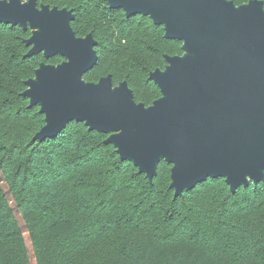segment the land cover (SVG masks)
Returning <instances> with one entry per match:
<instances>
[{
    "label": "trees",
    "instance_id": "obj_1",
    "mask_svg": "<svg viewBox=\"0 0 264 264\" xmlns=\"http://www.w3.org/2000/svg\"><path fill=\"white\" fill-rule=\"evenodd\" d=\"M37 3L72 8L76 35L97 41L84 79L126 80L145 105L160 95L149 72L181 53L161 25L104 0ZM29 35L0 22V264H264V181L232 193L222 177L207 178L174 198L170 164L148 182L83 122L33 141L44 115L21 95L25 80L40 62L63 58L25 56Z\"/></svg>",
    "mask_w": 264,
    "mask_h": 264
},
{
    "label": "water",
    "instance_id": "obj_2",
    "mask_svg": "<svg viewBox=\"0 0 264 264\" xmlns=\"http://www.w3.org/2000/svg\"><path fill=\"white\" fill-rule=\"evenodd\" d=\"M130 17L148 16L181 53L164 54L148 78L160 95L137 102L126 80L88 81L97 61L91 32L77 36L72 8L37 0H0V22L29 29L25 56L40 62L21 95L39 106L44 123L33 141L54 138L71 121L107 134L121 160L148 182L170 164L169 188L182 197L207 178L222 177L232 193L264 181V4L248 0H104Z\"/></svg>",
    "mask_w": 264,
    "mask_h": 264
},
{
    "label": "rangeland",
    "instance_id": "obj_3",
    "mask_svg": "<svg viewBox=\"0 0 264 264\" xmlns=\"http://www.w3.org/2000/svg\"><path fill=\"white\" fill-rule=\"evenodd\" d=\"M23 234H24L25 243H26V245H27V247H28V249H29V251H30V254H31V253H32V250H31V244H30V241H29L28 235H27L26 232H23ZM32 262H33V264H34V259H33V258H32Z\"/></svg>",
    "mask_w": 264,
    "mask_h": 264
},
{
    "label": "flooded vegetation",
    "instance_id": "obj_4",
    "mask_svg": "<svg viewBox=\"0 0 264 264\" xmlns=\"http://www.w3.org/2000/svg\"><path fill=\"white\" fill-rule=\"evenodd\" d=\"M117 84V83H116Z\"/></svg>",
    "mask_w": 264,
    "mask_h": 264
}]
</instances>
